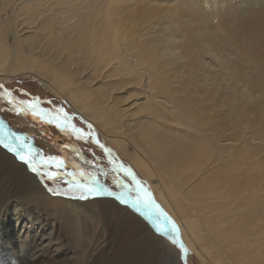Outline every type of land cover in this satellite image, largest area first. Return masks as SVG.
<instances>
[{
    "label": "bare ground",
    "instance_id": "obj_1",
    "mask_svg": "<svg viewBox=\"0 0 264 264\" xmlns=\"http://www.w3.org/2000/svg\"><path fill=\"white\" fill-rule=\"evenodd\" d=\"M22 77L94 126L200 264H264V0H0V82ZM8 153L0 264H82L94 205L51 196ZM135 219L165 264H188Z\"/></svg>",
    "mask_w": 264,
    "mask_h": 264
},
{
    "label": "rangeland",
    "instance_id": "obj_2",
    "mask_svg": "<svg viewBox=\"0 0 264 264\" xmlns=\"http://www.w3.org/2000/svg\"><path fill=\"white\" fill-rule=\"evenodd\" d=\"M8 39L11 40V35L7 36V41L11 42ZM0 84L11 90L17 100L31 101L33 98H39L43 102L40 105L42 108H50L63 104L69 112H72L63 102L44 89L42 84L33 77H22L19 80H12L9 83L0 82ZM48 101L52 102L51 105L47 103ZM77 123L79 124V120H77ZM0 132L4 134L14 132L22 137H26L28 144L45 155H62L66 157L70 166L76 164L90 172L96 173L101 183L105 184L109 190L115 192L117 195L123 194L125 196L127 203H121L114 196H101L87 201L64 197L72 201H79L84 207L94 205L93 207L91 206L93 213L91 210L87 214L84 213V219L89 222V218L94 219V216L96 217L97 221L95 223L98 225L96 229L99 232L97 231L93 236L95 238L98 237L97 241L100 247L94 251L92 250L88 259L82 262V264H165L163 253H159L158 250L156 253L153 251L156 244L153 242L155 238L150 236L148 239L149 231H147L145 226L144 230H141V223L137 222L135 217L144 221L154 235L162 238L169 248L175 250L180 256L188 258V264H200L197 258L192 253L190 254L186 248L187 255L181 253L178 247V244L182 243L180 230L173 219L165 213L153 197L150 195L154 203L149 204L147 202L148 198L143 193L136 191L137 185L131 181L130 177L125 176L123 173L112 171L119 163H123L124 165L125 163L108 145L106 146L111 150L112 156L115 158L114 163L111 165L108 162L109 157L105 156L101 148L95 143H84L83 141L76 140L68 134L60 132L55 126L44 124L38 119H33L30 115H17L6 99H0ZM103 144L105 145V143ZM65 145L68 147L65 148ZM0 148L4 147L0 146ZM8 154L15 156L12 152ZM17 160L23 163L21 160ZM26 167L29 172L33 173L27 165ZM101 170L106 172L107 175H101ZM36 179L40 182L37 176ZM117 181L119 184L116 183ZM5 185H3L4 187L0 185V190H3L5 187L6 190L9 189V185ZM138 196L141 198L140 203L137 208H133L132 203L137 200ZM33 198L34 196L29 200L31 203L28 200L26 201L28 204L30 203V207L33 205ZM102 199L109 201L107 202L108 208L112 213V217L107 219V221L100 212L103 204L99 200ZM11 201L10 203L12 204H16L17 202L15 200ZM10 203L8 202V205ZM12 226L14 225L12 224ZM173 226L177 230H174ZM2 230L3 228L0 232L4 234ZM128 239H132L131 242H128ZM147 240V244L149 243L147 250H142V244ZM104 243L106 245L103 246ZM125 247H128V249L125 250ZM11 248L13 249V246L10 245ZM75 250L79 251V249ZM71 255L75 257L73 260L76 259L74 252ZM11 256L7 254L0 255V258H2L0 261H13L14 257ZM174 264H179L176 259H174Z\"/></svg>",
    "mask_w": 264,
    "mask_h": 264
},
{
    "label": "snow or ice",
    "instance_id": "obj_3",
    "mask_svg": "<svg viewBox=\"0 0 264 264\" xmlns=\"http://www.w3.org/2000/svg\"><path fill=\"white\" fill-rule=\"evenodd\" d=\"M0 99H6L17 115H30L33 119H38L44 124L55 126L60 132L66 133L76 140L84 143H95L101 148L105 156L109 157V164L114 163L115 158L112 156L111 150L101 143L94 126L85 121L83 117H79L78 114L69 112L63 104L42 108L40 105L43 102L39 98H33L31 101L17 100L11 90L5 88L3 84H0ZM47 103L51 105L52 102L48 101ZM77 120H79V124ZM26 141V137L14 132H8L7 134L0 132V146L12 152L17 159L27 165L51 196L81 201L101 196H114L121 203H127L123 194L117 195L109 190L105 184L101 183L96 173L90 172L76 164L70 166L66 157L62 155H45L40 150L34 149ZM64 147L67 148L68 146L65 145ZM112 171L123 173L125 176L130 177L131 181L137 185L136 191L143 193L148 198L147 202L149 204L154 203L150 196V190L145 187L144 182L137 178L130 167L119 163ZM100 174L107 175L103 170H101ZM116 183L119 184L118 181ZM140 199L138 196L137 200L132 203L133 208H137ZM173 228L177 230L175 226ZM178 247L181 253L187 255L182 243H179Z\"/></svg>",
    "mask_w": 264,
    "mask_h": 264
}]
</instances>
